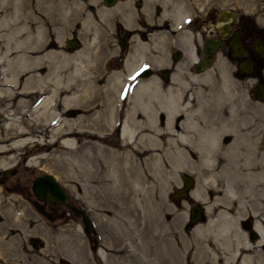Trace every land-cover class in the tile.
Returning <instances> with one entry per match:
<instances>
[{
  "label": "rangeland",
  "instance_id": "rangeland-1",
  "mask_svg": "<svg viewBox=\"0 0 264 264\" xmlns=\"http://www.w3.org/2000/svg\"><path fill=\"white\" fill-rule=\"evenodd\" d=\"M30 1L34 2L38 7V18L40 23L37 28L41 30L46 28V32L49 34L48 39L51 41L56 42L57 39H60V42H57L52 48H61L60 44L65 45V40L69 37H75L78 40L81 39L83 35V26L80 25V23L82 24L80 18L82 7L79 10L76 24L72 26L69 18L62 20L60 18V13L56 12L58 11L57 8L54 7L53 9V7L50 6V4L54 2L53 0ZM82 1L83 0H81V2ZM177 1L178 3L197 2L200 8L205 7V9L202 10L203 12L208 6H214L217 10L233 8L239 11H248L255 16L257 15L258 21L264 25V0ZM20 3L26 6V1ZM34 11L37 10L35 9ZM4 13L5 12H3V14ZM45 13L49 15H45ZM184 16L186 19V14H184L183 17ZM25 17L26 15H24V18ZM187 19L182 26L187 25ZM168 21L170 22L171 20ZM96 22L107 34H110L112 19L104 17L100 20L97 18ZM48 24L50 29H48ZM61 24H64V26H60L61 28L58 30L57 28ZM179 26H177V29L181 28V26ZM14 27H16L15 21ZM37 28L33 31L36 32ZM2 30L0 33V52L3 47H5L3 43L7 41L12 43L15 41V36L6 37L4 35L6 30L4 31V28ZM184 31L186 30L181 32L184 33ZM181 35L184 38L186 37L183 34ZM37 41L41 43L40 40ZM170 42H173V38L169 37L168 44ZM39 45L40 47L42 46L41 44ZM74 50L77 51L81 49L80 47L76 49L70 48L69 52L73 53L75 52ZM15 53L16 50L13 48L9 52L8 57L12 58L15 56ZM189 56L184 58L182 69L176 73V76L173 78L174 80L171 82L169 81L168 84L170 85H166L168 89H165L163 92H172L174 95L176 94V98L180 95V99L182 98L184 102H188L192 94V103L194 105L206 103L207 105L204 104V106L207 109L212 108L213 104L210 95L214 92L224 94V97H222L220 101L215 102L216 104L214 103L216 105V110H221L220 114L217 115L218 120L216 125L218 128L221 126L220 130H222L224 137H226L227 134L229 137L227 140H225L224 137L222 138V145L224 147L227 145L230 146L227 147L219 161L217 160L214 164H210V166L206 164V166L200 162L199 156L193 152L192 157L189 159V163L179 166L180 168L178 167L177 171L173 173L174 176H168L170 177V181L167 183L165 181H159V175L148 165L149 160L146 159L145 154H135L137 156L130 155V157H128L129 163L127 166H124L125 170H119L117 175L116 181L118 185L114 188V190L117 191L113 190L114 194L112 193V195L121 198L123 192H126L129 194V200L128 202L121 201L118 202L119 204H116L115 202L113 203V200L110 198V193L112 191L109 193L107 187L108 178L105 176L106 165L104 164H106L108 159L112 156V153L107 151V147L117 149L120 152L119 154H121L123 151H132V146L116 147L113 133L107 130H102L104 135L101 141L102 146H97L95 144L89 145L90 143L87 141V138H84L85 136L78 135V137H76L75 146H73V148H66L60 143V133L58 132L56 134V141L51 144L49 137L50 132L52 129L56 130L62 126L61 120H63L62 118L64 117L73 119L71 125L75 129L81 128V130L86 131L84 133H88V131L93 132V129L85 124V121H75L77 115L80 113L81 108L79 109V106L81 104L78 107L73 105L67 107L57 102V116L54 118H52V116L49 118L46 115H33L30 110L25 118H22L20 121L17 120L16 125L19 123L20 125L23 124L22 127L26 128L28 132L32 133L35 139L40 141H30L17 146V148L10 147L8 148L10 150L4 153L1 150L2 140L6 137V134L16 133L17 128L15 124H12L13 126L9 129L6 127V124H4L3 127L1 126L0 160L6 158L5 161L8 165L3 166V163L0 162V169L19 166L15 176L23 179V182H27L28 185L30 184V180L27 178H31L34 174L44 171L52 173L64 185L70 197V201L83 208L92 220V238H96L98 248H103L107 253V261L105 262L97 252L91 249L93 241L92 239H88L87 235L84 233L83 224L79 215L74 214L64 205L60 204L59 208L64 211L63 216L53 218L47 217L33 204V200H35L33 194H21L18 191H10L0 183V264H179L181 255H188L189 261L187 264H227V259L224 255L227 249L223 253L222 249L215 244V242H207L208 246L206 247L204 244H194L188 241L193 230L192 227L199 223H206L209 218H215L216 213L220 209H224L229 214L231 213L230 215H232V218L235 216L237 217V224L239 226L238 228L235 227V229L237 228L236 230L241 228L251 241L259 239L256 235L251 237L248 228L245 227L241 221L249 220L250 218L252 220V229L255 218H262L264 221V204H259L261 199L259 180H261L264 175V97H258L257 104L252 101V97L248 95L251 88V81L238 77L235 73V69L224 63L221 57L216 58L212 66L206 69L212 74L210 81H192L191 75H203V73L207 71H201V73L195 72L192 68H189L192 58ZM42 65L45 66L46 64L40 63V67ZM40 69L42 71L43 68L41 67ZM45 69L46 67L43 71H45ZM80 77H82V75ZM224 78L227 79V81L224 82ZM87 80L90 81L89 79ZM100 86L103 87L101 84H96V90L99 91L101 88ZM114 90L115 88L111 90L112 93L115 92ZM91 92H95V89ZM161 92L162 90H160V93L150 92V95L152 94V110H156L155 108H157L158 111L165 109L164 106V108L162 107V102L164 101L163 96L166 94L162 95ZM118 96H121V94ZM209 96L210 98H208ZM66 108H75L77 113L67 116L64 112ZM165 113L164 111V114ZM211 116L210 114L208 118L212 120ZM220 116H224V118L229 117V122L224 121L223 123H219ZM155 118L159 125L163 127L164 123H162L161 115L158 114ZM206 118V115L203 116V123L208 125L210 123L205 121ZM108 123L110 122L108 121ZM147 124L150 128L142 129L138 131V133L147 130L152 131L153 124L150 122H147ZM247 132H250L249 136ZM169 144L170 143H166V146H169ZM133 145H137V142ZM134 149L142 150V148L138 146L134 147ZM84 150H86V152ZM82 156L87 159L90 158L89 160H91V168L89 171L82 165ZM30 157H35L33 160L34 162L29 161ZM111 159L114 162L118 160L120 163L119 159H121V157H118L116 160L114 158ZM20 160H22V162L18 163ZM23 165H26L29 169L26 170ZM259 170L261 172H259ZM182 173H186L193 177L194 183L187 197L175 201L170 197V193L182 184ZM98 175L101 180L97 178ZM126 177L129 178L126 179ZM134 182H136V185ZM142 184L143 186H141ZM192 202H198L204 207V218L195 223L192 227H189V206ZM113 204L118 210V212L116 211L117 220L119 222V230L117 229L118 233L120 232L121 234L122 231L131 230L134 226L138 228L133 232V237L137 235L136 238H129L132 242L128 245H124L128 239L120 244L121 238L118 237L117 240H119V242L117 240L115 241L108 231L104 219L106 213L101 210L110 209ZM125 207L127 210H121V208ZM139 228L143 229L139 230ZM140 235L143 238H139ZM113 245L115 247L119 245L117 248L123 245L125 246V251L114 254L112 251ZM263 247L264 245H262L261 248L258 245V251L260 252L261 250L262 252ZM213 254L216 257H213ZM263 256L264 255L258 257L259 261L255 259V262L257 263L258 261L257 264H264ZM122 258L124 259L122 260Z\"/></svg>",
  "mask_w": 264,
  "mask_h": 264
},
{
  "label": "flooded vegetation",
  "instance_id": "flooded-vegetation-1",
  "mask_svg": "<svg viewBox=\"0 0 264 264\" xmlns=\"http://www.w3.org/2000/svg\"><path fill=\"white\" fill-rule=\"evenodd\" d=\"M172 1L112 0L111 4H107L105 0H83L80 13L82 24L80 23V25L83 26L84 34L79 40L74 37L78 41V45L75 47L68 44L70 37L65 40V45L60 44L66 52H69L70 48L78 47L87 52L84 55L87 56L85 57L87 66L83 67L86 75L83 77L94 82L95 86L101 84L103 87L100 86L99 91L95 87V92L89 93L85 124L94 131L112 132L116 147L133 146L132 141L124 140L122 136V129L127 120L136 127V131L150 128L147 122H150L151 112L144 110L140 104L145 99L151 101V95L146 87L142 91L138 87L143 82L151 80L162 92L167 90L166 85H170L169 81L174 80L173 78L176 76L173 75L182 69L183 60L189 56L190 49L193 50L196 58L192 61L189 56L191 58L189 68L195 72H205L212 66L216 58L221 57L224 63L235 69L238 77L251 81L248 95L252 97V101L258 103V96L254 95V92L258 84L264 85V25L258 21L257 15L233 8L217 10L214 6L206 7L203 12L205 7L200 8L197 2H183L184 5L178 3L177 0ZM25 4L26 6L19 3V13L15 17V22L16 27L21 29L15 36L14 42H20L19 47L15 48V56H26V64L24 69L18 70L14 75H11L13 68H8V70L6 66H0V128L6 124L7 113L14 114L20 121L26 117L36 102L37 77L35 75L31 82H27L26 79L31 73L37 74L40 64L35 58L40 55L39 50L44 48H40L38 45L37 36H35L37 31H33L40 23L38 7L32 1H26ZM178 7L184 8V11L179 13ZM104 8H108V10L103 16L100 10ZM35 9L37 11H34ZM221 12H223L222 15H220ZM184 14H186V19L188 18L186 26L181 24L180 29H177L176 26L172 32L168 31V34L159 32L160 21H175L177 17H183ZM24 15H26L25 18ZM104 17L112 19L110 34H107L96 22L97 18L101 20ZM90 27H94V29H90ZM183 30L187 31L185 38L181 35ZM167 37L173 38V42L168 44ZM3 44L5 46L6 42ZM53 45H55L54 41L49 46ZM208 47L210 52L206 53ZM206 58L210 59V66L197 71L195 64ZM89 62L90 64H88ZM179 63H181V68L177 70L176 66ZM41 67L43 71L45 66ZM114 88L115 92L113 93L115 94L111 91ZM162 92V95L167 94ZM119 94L121 96H118ZM192 99L193 95L191 94V104H193ZM155 109L154 119L159 114L162 117V123H164L166 115L164 111L166 110ZM64 112L65 115L70 116L77 113V110L66 108ZM228 138L227 134L224 139ZM21 162L22 160L18 161V163ZM13 167H15V173L7 176L1 182L3 186L10 191L34 195L31 185L32 179L37 173L31 178H27L30 180L28 185L27 182H23V179L15 176L19 166ZM23 167L26 170L29 169L26 165ZM6 168L0 169V176ZM33 204L42 214L52 218L63 216L64 211L59 208L60 204L71 211L67 205L59 202L54 203V209L49 208L48 202L36 198L33 200ZM201 216L204 218L203 212ZM241 223L248 228L252 237V220L249 218ZM189 224V227L194 225ZM252 225L254 228V222ZM255 235L258 236L257 233Z\"/></svg>",
  "mask_w": 264,
  "mask_h": 264
},
{
  "label": "bare ground",
  "instance_id": "bare-ground-1",
  "mask_svg": "<svg viewBox=\"0 0 264 264\" xmlns=\"http://www.w3.org/2000/svg\"><path fill=\"white\" fill-rule=\"evenodd\" d=\"M22 1L28 2L30 0H0V33L3 31L2 29L4 28V31L6 30V32L4 34L6 37L7 36H10V37L16 36L19 33V30L21 29L19 27L18 28L14 27V21L16 20L15 17L17 15V13H19V3ZM53 1L56 3L52 2L50 4V6L53 7V9H54V7L57 8L58 11H56V12L60 13V15H61L60 18L62 20L69 18L71 23H72V26H74L76 24V20L78 18L79 10L82 7L81 0H53ZM5 7H6V9H5ZM107 10H108V8H104V9L100 10V12L104 16V14ZM181 11H184V8L178 7V12L180 13ZM3 12H5V13L3 14ZM185 21H186L185 16L184 17H177V19L175 21H170V23H169V21H160V23L158 24L159 32H162V33L163 32L167 33L168 31L172 32V29H174L176 26H179V25L181 26V24H183ZM60 26H64V24L59 25L57 28L58 30H60V28H61ZM92 28L94 29V27H90V29H92ZM48 29H50L49 24H48ZM182 34L184 36H186L187 31H184V33H182ZM35 36H37V40L41 41V43L38 42L39 44L42 45V47H40V48H44L43 50L40 51V53H39L40 55L35 59H36L37 63H39V64L40 63L46 64L45 65L46 69H45V71H41V69H40L41 67H39L38 72H36L37 74L31 73L26 79L27 82H31V81H33L35 75L37 77L36 102H35L34 107L33 108L31 107V114L38 115V116L46 115L49 118H51V116H52V118H54L55 116H57V111H56L57 102L64 104L67 107H71L72 105L78 107L81 104L82 106L81 105L79 106V109L81 108L80 113L77 115L75 121L76 122H79L80 120L85 121V116H87L86 113L88 110V108H87L88 107L87 101L89 100V98H87L89 96L88 93L95 89L94 82L92 83L83 77L85 75L83 67H85V65H86V62H85L86 58L85 57H87L84 55L87 54V52H85L83 50H77V51L74 50L75 52H73V53L66 52L62 48V46H60L61 48H59V47H56V48L53 47L52 48V46H49V45L53 41L48 39L49 34L44 29L43 30L38 29ZM57 38H59V37H57ZM57 42H60V39H57L55 44ZM19 43H20L19 41L12 42V43L7 41L5 44V47H3L2 51L0 52V66L4 65V66H6L7 69L13 68L14 73L11 72V75L16 74V72L18 70L24 69L25 64H26V62H25V60L27 59L26 56L19 55V56H13L12 58L8 57L9 52L13 48L15 49V48L19 47ZM86 49H87V47H86ZM194 54L195 53L193 52V50L190 49L189 55L192 57L193 61L196 58V56ZM88 64H90V62ZM180 68H181V63L177 64V66H176L177 70H179ZM86 69H87V67H86ZM89 71H90V69H89ZM81 75H82V77H80ZM175 75L176 74H174L173 76H175ZM191 76H192L191 80L195 81V82L196 81H204V80L210 81V79L212 78V74L210 71L203 73V75L201 74V75H191ZM223 81L225 82V81H227V79L224 78ZM155 84H153L152 81L150 80L146 83L143 82L138 88H140L142 91V89L144 87H146L149 92H159L160 93L161 89ZM225 85H226V83H225ZM227 86H228V84H227ZM171 91H173V90H171ZM134 94L136 95V93H134ZM175 95L171 92V93H167L165 96H163L164 101L162 102V104H163L162 107L164 106L165 110H166L165 111L166 112L165 122H164L165 125L163 127H161L159 125V123L157 121H155L156 118L154 119V117H153L155 111L152 110L153 106L151 104V101L148 99L142 100V103L140 105L144 110H146V111L150 110L149 112H151L149 120L153 124L152 131L147 130V131H143L142 133H138V131L135 130L136 127H134V125L130 124V122H128V120L125 122L123 129H122L123 139L127 140V141H132L133 144H135V142H137V145L132 146L133 150L130 151L131 153L129 152V150H127L126 152L123 151V152H121V154H119L120 153L119 150L114 149L112 147H107V149H108L107 151L112 153L113 157L111 156V158H114L116 160V159H118V157H121V159H119L120 163L118 162V160H116L117 162H114L110 158V159H108V161L106 160L107 163L104 164V165H106L105 176L108 178L107 187L109 189V193L112 191L110 193L111 194L110 198H111V200H113V203L115 202L116 204H119L118 202H121V201L122 202H125V201L128 202V200H129V197H128L129 194L126 192H123V195H121V198L117 197L115 195H112V193L114 194V191H117V190H114V188L118 185V183L116 181L117 175L119 173V170H125L124 166H127V164L129 163L128 157H130V155L132 156L135 154H142V153L145 154L146 159L149 160L148 165L154 170V172H156V174L159 175V177H160V179L158 178L159 181L161 180L162 182L165 181V182L169 183L170 177H168V176L173 175V173L177 171V168L179 166H183L184 164L189 163V159L192 157L193 152L199 156V160L202 164H205V165L207 164L208 166H210V164L211 165L214 164L217 160L219 161L220 157L223 155V153L225 152L227 147L230 146V145H227L226 147H224L222 145V138L224 136H223L222 130H220L221 126H220V128H218L216 125L217 120H218L217 115L220 114L221 110H216V108H215L216 103L215 102L220 101V99L222 97H224V94L214 92L212 95H210L211 99H212V100L211 99L210 100L212 101L213 104H212V108H208V109L204 106V104H206V103H200L198 105H194V104L190 103V100H188V102H184L182 100V98L180 99V97H178V96L176 98ZM210 96L208 98H210ZM222 102H223V100H222ZM89 110H90V108H89ZM179 110H183V112H180ZM210 114L212 115L211 116L212 120L208 118L210 116ZM205 115L207 116L205 121L206 122L208 121L210 123L208 125H205L203 123L204 122L203 116H205ZM6 117H7V119L5 118L6 119V127L8 129L13 126L12 124L16 125V122L18 120V118L16 116L12 115L11 113H7ZM62 119H63V120H61L62 126H60V128H57L56 130L52 129L50 132L49 137H50V143L51 144H53L56 141V134L58 132V133H60V135H59L60 143L66 148H68V147L73 148V146H75V143L77 140L76 137H78V135H82L83 137L85 136L84 138L88 139L87 141H89V143H90L89 145L95 144L97 146H102L101 141L103 140V137H104L102 131H94L93 130V132L88 131V133H84L86 131L81 130V128L75 129L74 127H72L71 122L73 121V119L66 118V117H64ZM229 120H230L229 117L224 118V116H220L218 122L219 123H223L224 121L229 122ZM236 123H237V121H236ZM237 126H238V124H237ZM16 128H17L16 133H14V134L8 133V134H6V137L2 140V142H1L2 152L5 153V152H7V150L9 151L10 149H8V148H10V147H16L17 148V146H19V145H22V144L30 142V141L37 140L34 138L32 133L28 132L25 128H23L22 125H20V123L16 125ZM249 133H248V136H249ZM237 136H239V135H237ZM37 141H40V140H37ZM166 143L167 144L170 143L169 146H166ZM136 146H138L139 148H142V150L134 149V147H136ZM84 151L86 152V150H84ZM122 155H123V158H122ZM259 155H260V152H259ZM135 156H137V155H135ZM5 159L6 158H3L0 160V162L3 163V166L8 165V163L5 161ZM34 159H35V157H30L29 161L34 162L33 161ZM81 159H82L83 167L87 168V170L89 171V169L91 168L90 167L91 166L90 165L91 160H89L90 158L87 159L86 157L82 156ZM133 163H134V161H133ZM102 165H103V163H102ZM104 165H103V168H104ZM151 172H152V170H151ZM259 172H261V171L259 170ZM87 175H89V174H87ZM99 175L97 178L99 180H101ZM132 176H131V178H132ZM255 177H256V175H255ZM128 178L126 177V179H128ZM162 182H161V184H162ZM129 183H130V181H129ZM135 183L136 182H134V184ZM142 183H143V181H142ZM84 185H85V183H84ZM130 185H132V184H130ZM141 186H143V184ZM230 191H231V189H230ZM259 192L261 194V199L259 201V204L260 203L264 204V175L262 176L261 180H259ZM121 210H127V208L126 207L121 208ZM101 211H105V213H106L104 219H105L108 231H109L110 235L112 236V238H114L115 241L119 237V238H121V242H120V244H121L123 241L128 239V241L124 243V245L125 244L128 245L130 242H132V240H129V238L130 239L136 238L137 235L133 237V235H134L133 232L136 231V229H138V228H136V226H134L131 230L122 231L121 234H120V232L119 233L117 232V229L119 230V227H118L119 222L117 220L116 211L118 212V210L114 204L112 205V207L110 209H102ZM230 214L227 211H225L224 209H222V210L220 209L216 213L215 218H209L206 221V223L197 224L193 228V230L191 232L190 239L188 241L193 242L194 244L195 243H198L200 245L204 244V245H206V247L208 246L207 242H213V243L215 242V244H217L222 249L223 253L227 249V252L224 253L225 258L227 259V261H226L227 264H257L259 261L258 257H261L262 255H264V247H263L262 252H261V250H260V252L258 251V245L260 246V248L262 245H264V221L262 220V218H260V219L255 218L253 229L258 234L259 239L256 241H251L246 236L245 231H243L241 229L236 230L239 226L237 224V217L235 216L236 219L234 216H233L234 218H232V215H230ZM235 227H237V228L235 229ZM142 229L143 228H139V230H142ZM139 238H143V237H141V235H140ZM117 241L119 242V240H117ZM117 247H115L113 245L112 251L114 252V254L115 253L119 254L120 252L125 251L124 250L125 246L122 245V247H120V248H117ZM200 249H202V248H200ZM93 251L97 252L99 254V256L105 262L107 261V255H106L107 253L105 252V250L103 248L100 247V248H97L96 250H93ZM21 252H23V251H21ZM120 257H122V256H120ZM125 257H127V256H125ZM213 257H216V256L213 254ZM180 258L181 259H179V264H187V262L189 261L188 255H181ZM123 259L124 258H122V260ZM255 259L258 260L257 263L255 262L256 261ZM49 264H51V263H49Z\"/></svg>",
  "mask_w": 264,
  "mask_h": 264
},
{
  "label": "water",
  "instance_id": "water-1",
  "mask_svg": "<svg viewBox=\"0 0 264 264\" xmlns=\"http://www.w3.org/2000/svg\"><path fill=\"white\" fill-rule=\"evenodd\" d=\"M107 4H111L112 0H105ZM221 12L220 15H222ZM68 44L71 47H75L78 45V41L74 38L68 40ZM209 44V43H208ZM210 52L209 47L206 48V53ZM210 59L206 58L198 63L195 64V69L197 71L204 70L205 68L210 66ZM254 95L258 97L264 96V85L258 84L255 87ZM258 90V91H257ZM15 173V167L6 168L3 170V174L0 176V183L9 176ZM182 177V184L180 187H177L175 191L170 194V197L173 200H180L182 198L187 197L189 194V190L194 183V178L188 174L183 173ZM32 191L37 200L48 202L49 208L54 209V203L59 202L65 204L69 207V209L76 215H80L81 221L83 223V231L87 235L88 239H92L93 244L91 245L92 250L97 249V240L96 238H92V229H93V222L88 216V214L77 205L71 203L69 201V196L60 181L49 172H41L38 173L32 179L31 185ZM204 211L203 206L198 202H193L189 206V221L190 223H195L202 219L201 213ZM256 231L252 230V235H255Z\"/></svg>",
  "mask_w": 264,
  "mask_h": 264
}]
</instances>
